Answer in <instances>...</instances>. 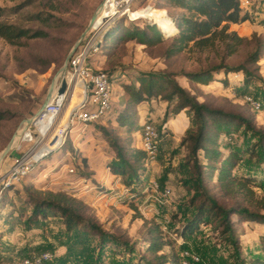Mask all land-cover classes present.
<instances>
[{"label":"rangeland","instance_id":"374dc122","mask_svg":"<svg viewBox=\"0 0 264 264\" xmlns=\"http://www.w3.org/2000/svg\"><path fill=\"white\" fill-rule=\"evenodd\" d=\"M251 1L253 4L248 6L251 17L238 25H229V30L243 36L232 52L217 41L212 47L189 46L168 55L171 36L152 45L125 36L128 30L152 23L162 14L165 21L169 17L168 26L175 27L173 18L183 10L168 5L167 0H134L125 12L104 2L105 11L101 15L98 6L102 0H0L1 22L45 32L15 41L0 35V111L4 115L0 119V152L10 140L12 149L18 153L36 145L39 146L34 157L47 152L20 180L6 186L2 194L0 264H21L26 256L38 255L43 250L53 254L50 264H146L147 259L161 264L147 250L152 237L165 242L160 253H169L186 244L198 250L203 255L198 264H248L255 255L263 254L259 235L264 224L241 222L235 214L231 215L234 236L222 231L220 218L213 213L208 222L199 223L192 233L186 232L185 236L181 233L201 201L209 204L205 192L225 207L256 208L253 199L264 196V159L256 163L253 156V148L258 150L253 146L255 135L238 121L229 122L224 132L215 135L209 120L206 134L216 142L206 141V144L219 149L220 155L217 159L208 158L203 149L193 153L192 136L197 123L190 108L180 109L176 97L165 100L153 96L131 102L128 93L120 87V81H135L140 71L169 74L199 101L215 109L243 114L250 118L255 129L264 131V0ZM156 7L167 12L156 13L159 11ZM96 10L99 19L93 33L98 49L91 55L90 64L112 75V109L105 121L90 123L98 131L91 129V133L86 130L89 124L74 123L71 126L74 136L72 129L66 128L64 144L54 148L63 136L59 131L66 126L71 107L81 96L79 81L70 90L74 103L66 107L65 122L55 125L46 139L34 135L33 126L22 130L21 127L42 105L50 84L56 92L63 63ZM255 50L260 52L256 61L250 58ZM218 63L234 68L243 66L251 73L249 81L241 68L215 73V77H225L226 82L214 79L202 84L183 75ZM246 95L259 100L260 106L254 108ZM117 113L128 115L131 125L123 127L116 119ZM177 113L172 128L168 127L167 118ZM144 121H152L165 131L159 135L155 156L134 160L130 154L135 148L142 149L140 135ZM72 137L76 139V147ZM113 139L137 167L138 178L134 176L129 183L127 176L110 169L111 163L118 162L111 145ZM85 151L87 156H83ZM14 156L10 150L0 156V174L14 161ZM222 162L232 174L255 178V196L249 199L243 191L223 188L217 179V168ZM71 166L73 171H69ZM198 168L201 177L197 175ZM166 189H169L167 194ZM37 198H59L76 208L86 220L99 223L114 235V240L101 242L98 234L82 223L74 224L67 232L57 210L44 208V212L34 214ZM260 210L264 212V208ZM233 237L238 239L239 246Z\"/></svg>","mask_w":264,"mask_h":264},{"label":"trees","instance_id":"16d2710c","mask_svg":"<svg viewBox=\"0 0 264 264\" xmlns=\"http://www.w3.org/2000/svg\"><path fill=\"white\" fill-rule=\"evenodd\" d=\"M168 5L177 6L183 10V13L177 14L173 18L175 27L168 26L170 23L169 17L165 21L166 17L164 14L159 15L155 23H147L143 27H134L132 30H128L125 36L128 39H135L142 44L152 45L163 41L166 37L172 38V42L167 49V54H175L183 51L189 46H195L198 48L212 47L217 41L223 42L227 49L232 52L236 49V46L243 40V36L238 35L236 30H229L230 23H241L248 20L251 17L250 11L241 6V0H167ZM155 7V6H154ZM159 13L166 11L165 8H155ZM3 7L0 6V15L2 14ZM163 30L171 31L174 33L166 35ZM45 32L41 30L30 31L29 28L18 27L12 23H5L0 21V35L5 37L9 41H15V39L22 36H40L44 35ZM250 58L255 61L260 58V52L255 50L251 53ZM241 68L245 75V80L249 81L250 71L241 67H230L223 63H218L209 68H203L197 71H190L183 73L188 80L196 81L198 83L207 84L214 79L226 82L225 77H215V73L228 72ZM112 78V75H111ZM113 81V79H112ZM135 81L137 83H135ZM135 81H120V85L124 91L128 93L129 100L131 102L138 103L142 100H147L153 96H159L162 99L169 100L172 97H176L178 100L179 108L188 107L193 111L195 121L197 123V131L192 136L193 145L191 151L197 152L199 149H203L204 155L211 159H217L220 155V150L212 148L206 144V141L216 142L210 139L206 133L209 128V120L214 127L215 135L219 132H224L223 129L226 124L233 121H238L244 124V128L251 131L256 140L253 146H257L258 150L253 148V156L255 157L256 163L262 162L264 159V131L261 129H255L252 121L249 117L244 116L240 113L227 112L220 109L210 107L206 102L199 101L194 94H191L188 89L180 85L177 80L169 74L158 75L152 71H140L135 77ZM4 115L0 111V119ZM117 121L122 125H131L132 121L125 113L116 114ZM161 130V129H159ZM162 132V130H161ZM160 132V133H161ZM116 139L111 141V145L116 151L118 162L111 163L110 169L117 174L127 176L128 183L131 182V178L136 175L137 167L131 163L130 159L125 157L122 152L121 146L116 142ZM134 160L145 158L144 150L135 148L130 154ZM85 159V158H84ZM86 160V159H85ZM198 160V159H197ZM227 160V159H226ZM198 167L200 163L195 162ZM218 180L225 190L243 191V195L248 196L251 199L254 194L253 186L255 185V178L250 175H235L232 174L227 167H218ZM197 175L201 177V168H198ZM135 177V178H136ZM138 178V177H137ZM205 192V191H204ZM209 204L203 200L198 205L195 215L188 220L181 230L183 236L186 232L192 233L195 231L199 223L208 222L210 214L220 218L222 231L229 232L231 236H234V221L231 217L232 214L238 216L241 222H251L264 224V212L260 209L264 208V196L259 195L254 201L255 209H250L247 206H230L225 207L213 199L212 196L205 192ZM59 197V195H55ZM44 208H50L57 210L63 217L65 230L71 231L74 224L82 223L83 227H87L98 234L100 241L105 242L106 240H114V235L108 233L101 227L99 223H95L91 220H86L81 216L79 211L73 206L61 202L59 198H45L36 199L34 203L33 212L41 213L44 212ZM204 218V219H203ZM262 255H255L248 264H264V231L259 235ZM233 241L236 246H239L238 239L233 237ZM186 243V242H184ZM165 242L157 237H152L148 240L147 250L154 253L155 259L159 258L161 264L168 262L169 264H180L181 253L183 248L191 249L200 254L203 259V255L198 250L190 248L187 244L181 245L177 250L170 249L169 253L159 252L162 249ZM45 251V250H43ZM41 251V252H43ZM40 252V253H41ZM50 264V261L47 262ZM146 264H154L151 259L146 260Z\"/></svg>","mask_w":264,"mask_h":264},{"label":"built area","instance_id":"2783aa9c","mask_svg":"<svg viewBox=\"0 0 264 264\" xmlns=\"http://www.w3.org/2000/svg\"><path fill=\"white\" fill-rule=\"evenodd\" d=\"M115 1L118 11L121 10L122 12H125L127 9H130L131 3L134 0H120L121 2H118V0ZM251 4H253L251 0H241V6L243 7L247 8V6ZM119 7H122V9ZM93 29L94 28L90 27L87 33L78 39L76 46L72 47L68 53L61 68V75L56 92L45 102L43 111L35 118L42 121L46 120L47 125L40 128L36 125V120L28 125L30 128L33 126L32 130L34 135L37 137L40 136L43 140L46 139L54 129L56 118L59 117V114L68 99V94L70 95L72 84L79 81L82 86V88H80L81 96L71 107L67 124L59 131L63 136L54 148H58L64 144L66 139V128L68 129L70 127L69 130H71V126L78 122L88 125L94 121H105L109 111L112 109L113 81L111 74L104 69H95L90 64L91 55L98 49V43L93 33ZM62 78L65 79L66 84L64 91L59 93L58 88ZM245 97L247 102L251 103L254 108L260 106L259 100H255L250 95H246ZM160 132L161 131L152 121L143 122L140 137L142 143L141 148L144 150L146 157L155 156L161 137L159 136L161 134ZM42 139H40V141ZM38 146L39 145L34 146L33 149L27 148L23 150L22 153H19L18 156H14V161L0 174V201L4 190L7 188L6 186H9L14 181L20 180L27 174L34 163L47 153L34 157L33 155ZM73 170L74 168L72 166L69 167V171ZM164 191L166 194L169 193V189ZM52 258L53 254L48 250H45L38 255L26 256L21 264H47ZM201 260L202 257L199 253L188 248L182 249L180 264H198Z\"/></svg>","mask_w":264,"mask_h":264},{"label":"bare ground","instance_id":"6f19581e","mask_svg":"<svg viewBox=\"0 0 264 264\" xmlns=\"http://www.w3.org/2000/svg\"><path fill=\"white\" fill-rule=\"evenodd\" d=\"M104 2H105V5H109L110 7L114 8V9H115L116 6H117L115 0H104V1L98 6V8L100 7L98 15H101V14L104 13V11H105ZM106 10H108V9L106 8ZM97 11H98V10H96V12H95V18L93 19V23H92L91 26H90V27H92V28H94V25H95L96 21L99 19V16L96 14ZM155 22H156L155 24L158 23L157 21H155ZM173 24H174V23H173ZM157 25H158V24H157ZM163 31H164L165 34L169 33V35H171V34L174 33L173 30H171V31L163 30ZM167 31H168V32H167ZM73 84H74V83H73ZM73 84H72L70 90L73 89ZM53 87H54V86H53ZM55 87H56V85H55ZM54 93H55V89L52 88V94H54ZM73 103H74V98L68 94V99H67L66 102H65V105H64V107H63V110H61L62 113L60 112L61 114H59V117L56 118V124H55V125H61V124H63V123L65 122V120H66V111H65V110H66V107L72 106ZM34 120H37V119H34ZM37 121H38V122H36V125H38L40 128L45 127V126L47 125V121H46V120H43V121H42V120H37ZM27 124H28L27 122H24V123L22 124L21 130H22V129H25V128L28 126ZM30 132H31V131H30ZM31 137H32V135H31ZM31 137H30V138H31ZM18 138H19V137H18ZM20 138H21V137H20ZM14 145H15V144H14Z\"/></svg>","mask_w":264,"mask_h":264},{"label":"water","instance_id":"95a60500","mask_svg":"<svg viewBox=\"0 0 264 264\" xmlns=\"http://www.w3.org/2000/svg\"><path fill=\"white\" fill-rule=\"evenodd\" d=\"M104 0H102V2H103ZM101 2V3H102ZM95 18V13L92 15V17H91V19H90V22H89V24L87 25V27H86V29H85V31L81 34V36L80 37H82L84 34H85V32L87 31V30H89V28H90V26H91V24L93 23V19ZM153 23H156L154 20H153ZM168 32V31H167ZM166 35H169V33H167ZM79 39V38H78ZM78 43V40L75 42V44L73 45V47L74 46H76V44ZM65 84H66V81H65V79L64 78H62L61 79V82H60V86H59V88H58V92L59 93H61V92H63L64 91V88H65ZM52 84H50V86H49V88H48V91H47V94H46V97H45V99H44V102L42 103V105H40V107L33 113V115L31 116V117H28L27 118V125H30L31 124V122H33L34 121V119L43 111V108H44V105H45V102L51 97V95H52ZM13 148V146L11 145V140L6 144V146L1 150V152H0V156L1 157H3L9 150H10V152H11V154H13V155H15V156H18L19 155V153L17 152V151H15L14 149H12Z\"/></svg>","mask_w":264,"mask_h":264},{"label":"crops","instance_id":"0c3cea01","mask_svg":"<svg viewBox=\"0 0 264 264\" xmlns=\"http://www.w3.org/2000/svg\"><path fill=\"white\" fill-rule=\"evenodd\" d=\"M247 9H248V6H247ZM230 24H232V25H238L239 23H230ZM114 84V83H113ZM120 87H122L121 85H120ZM82 88V87H81ZM80 91H81V89H80V87H79V90H78V93H79V95H81V93H80ZM80 98V97H79ZM182 112H183V110H182ZM177 116H179V114L177 113V114H175V116H174V114H172L171 116H169V118H167L168 120H167V126L168 127H171L172 128V126H173V124L172 123H174L175 122V120H174V118H176ZM173 120V121H172ZM165 123V124H166ZM88 126V125H87ZM124 127V126H123ZM165 127V126H164ZM94 126L93 125H91V124H89V126H88V128L86 129V130H90L91 131V133H92V130H94ZM92 129V130H91ZM96 129V128H95ZM74 131V127L72 128V132ZM95 131H98V129L97 130H94L93 132H95ZM162 131L164 132L165 131V129H162ZM72 135L74 136V132L72 133ZM71 135V136H72ZM72 140H73V144H74V146L76 147L77 145H76V139L74 140L73 139V137H72ZM83 154H85V155H83V156H87V153H86V151H85V153H83ZM88 160V159H87ZM91 168V167H90ZM93 175H95V173L93 174ZM255 224H257V223H255Z\"/></svg>","mask_w":264,"mask_h":264}]
</instances>
